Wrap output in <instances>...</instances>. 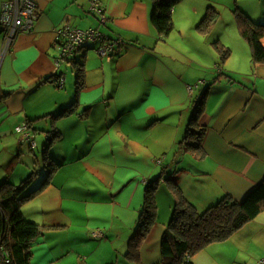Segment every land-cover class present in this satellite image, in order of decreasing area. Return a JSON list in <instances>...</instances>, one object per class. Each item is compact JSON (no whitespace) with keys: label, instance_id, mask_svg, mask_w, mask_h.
Returning a JSON list of instances; mask_svg holds the SVG:
<instances>
[{"label":"crops","instance_id":"1","mask_svg":"<svg viewBox=\"0 0 264 264\" xmlns=\"http://www.w3.org/2000/svg\"><path fill=\"white\" fill-rule=\"evenodd\" d=\"M8 1L0 0V15ZM91 1L36 0L39 17L32 30L21 32L10 46L0 26V183H14L11 177L27 149L33 153L30 158H36L32 174L44 178L51 159L59 165L32 198L42 203L41 208L26 209L32 199L22 206L24 217L43 227L32 244L31 264H89V257L78 248H72L77 261L66 259V253L47 261L42 260L47 252L36 256L37 251L53 249L44 246L48 240L65 234L82 242L99 240L101 244L90 245L101 249L110 245V255L97 264H160L161 244L176 200L169 177L200 212L226 195L242 200L264 178V64L254 66L248 41L237 31L232 45L228 39L215 40L211 29L208 37H198L196 30L194 40L208 46L203 52L208 58L193 57L198 64L194 67L183 66L177 51L160 55V40L182 42L186 29L196 25L198 29L209 12L221 15L222 7L232 10L229 20L240 32L239 13L264 24V0H178L172 9L174 29L167 36L152 24L153 0H98L105 9V23L99 21ZM66 24L104 29L103 43L114 40L117 46L110 58L99 54L98 42H87L78 51L75 59L84 63L85 86L74 110L60 115L76 101V88L72 93L66 88L73 84L67 72L75 70L74 58L59 68L55 58L59 55L55 31ZM138 28L149 30L156 42H149L148 32L144 35ZM216 42L232 48L221 66ZM231 59L234 63L224 81L220 74ZM62 71L66 73L63 87L52 78ZM205 88L208 96L201 123L207 133L200 151H188L180 141L197 91ZM156 178L160 181L156 220L144 240L132 243L146 186ZM41 210L44 223L34 217ZM127 237L125 252L119 241ZM191 260L264 264V210Z\"/></svg>","mask_w":264,"mask_h":264},{"label":"trees","instance_id":"2","mask_svg":"<svg viewBox=\"0 0 264 264\" xmlns=\"http://www.w3.org/2000/svg\"><path fill=\"white\" fill-rule=\"evenodd\" d=\"M153 1L152 24L160 35L167 36L174 29L172 9L178 0ZM217 15L216 11L209 12L199 24L198 29L201 32H208L215 24L218 18ZM238 19L241 25V34L252 49L254 66L264 64V24L254 23L242 13L238 14ZM99 21L102 23L100 18ZM68 25L66 24L57 29L55 34L58 30ZM69 26L72 27L71 25ZM91 42L95 41H89V43ZM215 45L221 58L225 60L230 55L231 50L217 42ZM55 46L59 53L56 35ZM81 48L83 47L75 49V53ZM75 57H73V64L76 73V101L62 110L59 113L60 115H68L74 110L73 106L78 103L79 93L85 86L86 70L84 63L75 59ZM55 58H58V55ZM66 64H68V61H60L59 65L56 63L58 68ZM65 74L64 71L57 72L52 78H54V82L57 81V84L63 87ZM51 79L48 78L46 80L50 81ZM207 96L208 88H205L193 100L194 110L189 126L185 137L180 141L184 144V149L188 151L198 152L202 149V142L206 136L207 127L201 123V116L205 113ZM54 134L56 135L57 133ZM47 159L48 157L45 158V160ZM58 167V163L54 160L48 161L47 171L44 174V178L42 177L41 185L32 187L29 192L27 190L31 186L34 174L23 180L19 185H15L10 181L0 183V245L5 251L2 264H31L32 244L42 234L43 227L26 219L22 206L50 182L51 176L57 171ZM158 179L151 180L146 186L145 201L136 231L131 238L132 243L133 241L144 240L156 220L158 209L156 195L160 183ZM168 182L173 194L176 196V200L172 218L162 240V261L160 264H194L191 260L194 255L211 243L227 239L246 223L254 220L264 210V178L242 200L226 195L203 212H200L185 197L174 178L169 177Z\"/></svg>","mask_w":264,"mask_h":264},{"label":"rangeland","instance_id":"3","mask_svg":"<svg viewBox=\"0 0 264 264\" xmlns=\"http://www.w3.org/2000/svg\"><path fill=\"white\" fill-rule=\"evenodd\" d=\"M220 11L223 13L221 15H217L218 16L217 20H219V21L216 20V22H217V23L215 22L216 26L214 28H213V26L215 24L212 26L211 33H213L215 40L218 38L228 39L230 44L233 45L232 39L234 37V34L237 31L241 35V32L239 30V27L236 28V25L232 24L229 20L232 18V14H233L232 10L226 9V8L224 9V7H222V9ZM201 20L198 23H200ZM198 26H199V24H198ZM150 27L152 28V30H155V28L153 27L152 24ZM195 27L197 28V25ZM195 27L193 29H186L185 30V32L183 33L184 38H183L182 42L177 43L175 40L171 41V42L170 41L166 42V40H164V39L160 40L161 44H160L159 48L157 49V52L160 55H168V53H170V52L177 51L178 57H180L181 61L183 62V66H188L189 64H193L194 67H198L197 62H195V60H193V57H207L208 58V56L205 55V53H203L205 48L208 46H206L203 41H200V40L195 41L194 40V34H195L196 30L198 31V32H196V35H198V37H202L201 35H204L203 37H208V34H207V32H201L199 29H196ZM147 29H148V27H147ZM101 31L105 32L104 29ZM139 32L144 34V35H146L145 33L148 32L147 33V34H149L148 41L153 42V43L156 42L154 37L152 35H150L149 30L148 31L145 30L144 31L145 33L142 32L141 30ZM192 32H193V35L191 37ZM199 39H201V38H199ZM142 42H144V41H142ZM226 47L231 48L229 46H226ZM78 53L79 52H77L76 54L78 55ZM219 57H220V54H219ZM198 62H201V61H198ZM217 63H218V65L221 66V65H224L225 62H223V59L220 58V60ZM233 63L234 62L231 59L230 63L226 64L225 71L222 74H220V76H222V79L224 81H228L227 78H229V77L225 73L231 72L228 70H229V67L233 66ZM67 74L70 76L69 81L71 80V82L73 84L71 85L70 82L67 83L66 88H67V90L70 91L69 93H72L76 87V73L73 70L69 69ZM216 78L219 79L218 77H216ZM217 79H215V81H217ZM68 84H70L71 87ZM202 92H203V90L199 89L197 91V95L195 96V98H197V96H199ZM39 137L41 138V140L44 138L43 135H40ZM27 151L28 152L25 153L22 157L24 159V162L19 161L20 163H19L18 168L13 172L15 175H13L11 177V180L12 181L14 180L13 182L15 185L21 184V182L23 180V178L21 179L22 175H26V178H27L28 176H30L35 171V170H33V168H34L33 164H34L36 158L33 161L30 158L31 156H33V153L30 152L28 149H27ZM42 155H43L42 152L39 151V156L42 157ZM0 172H1V170H0ZM28 173H30V174L27 176ZM64 173L70 174L69 172H64ZM1 176L5 177L7 175H1ZM3 177H1V178H3ZM41 177H42V175H40V174L34 175L31 186L27 190V192H29L33 186L38 187V185L41 184V181H40ZM5 178H7V177H5ZM79 178H82V176L78 177L77 179H79ZM34 201H37V200L32 199L28 203H26L25 204L26 209L34 211V210H37V208H41L42 203L39 202V204H38L37 202H34ZM201 210H203V209H201ZM41 212H42V210L40 211V213L34 214V217L38 221L44 223V221L42 219L43 214H41ZM58 229H62V228H58ZM46 230H47V228L44 229V231H46ZM129 239H130V237H127V239L125 241H119L120 248L125 246V252H127L129 250V243H128ZM61 242L66 243L67 245L66 246L59 245ZM90 243H94V244L99 245V243L101 244L102 242L99 240L93 241V240H89V239H87V242H82V241H78V240L74 239L69 234H65V235L57 236V237H54V238L48 240V242H46L44 244V246L53 247V249L50 251L47 249L42 250V251H37L36 256L40 257L42 255V253L47 252V254L42 258L43 261H47L49 258H52L53 256H58L62 253H66V257H65L66 259H71V260L77 261V258H79L78 253H76L75 251H72V248H78L84 255H87L89 257V260H88L89 264H97L98 262H100V260L104 256H106L107 254L110 255V245L108 246V244H107V246H104L101 249V248H97L93 245H90ZM3 252H4L3 248H2V246H0V255ZM125 257L129 261L136 263V261H134V259L132 257L128 256V254ZM34 260H36V259H34ZM58 263H60V261L56 262L55 264H58Z\"/></svg>","mask_w":264,"mask_h":264},{"label":"built area","instance_id":"4","mask_svg":"<svg viewBox=\"0 0 264 264\" xmlns=\"http://www.w3.org/2000/svg\"><path fill=\"white\" fill-rule=\"evenodd\" d=\"M91 8L100 16L102 23H105L107 16L100 2L92 0ZM38 17L39 9L36 0H10L5 3L3 12L0 15V26L4 29L6 44L8 46L12 45L21 32L32 30ZM56 41L59 48L57 65L60 64V61L70 62L76 55L75 49L83 47L89 41L100 43L98 52L102 57L107 56L110 58L117 46L114 40L104 44L103 42L106 41L105 36L99 29L80 30L69 25L56 32ZM24 129L27 130L28 126L26 125ZM29 141H32L31 138H29ZM4 252L0 255V264H2L5 257Z\"/></svg>","mask_w":264,"mask_h":264}]
</instances>
